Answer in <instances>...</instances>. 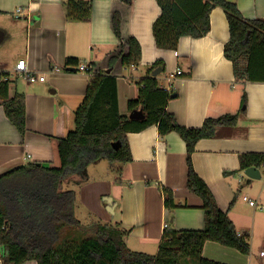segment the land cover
I'll list each match as a JSON object with an SVG mask.
<instances>
[{
	"label": "crops",
	"instance_id": "0c3cea01",
	"mask_svg": "<svg viewBox=\"0 0 264 264\" xmlns=\"http://www.w3.org/2000/svg\"><path fill=\"white\" fill-rule=\"evenodd\" d=\"M65 1L0 0V72L8 73L10 96L23 94L26 123L22 135L0 105V175L29 163L59 167L57 140L74 129L75 110L92 74L109 71L117 77L118 109L129 116L127 104L138 96L137 81L147 76L149 66L161 61L162 65L155 67L160 68L156 78L173 90L175 96L166 110L179 124L198 128L209 117L238 116L234 128L219 127L214 137L200 139L192 155L196 173L220 209L232 218L231 203L236 200L232 182L243 173L238 171V155L264 153V82L235 78L232 63L223 53L229 40L223 10L211 11L206 36L182 37L176 50H165L155 46L152 35V24L160 14L157 0H80L90 5V16L83 21L66 19ZM230 1L245 19L264 20V0ZM17 8L22 9L18 18ZM116 12L121 19L119 38L112 28ZM129 37L140 45V62L133 67L117 63L109 68V57L126 51ZM66 58L88 64L91 73L68 71L64 68ZM21 60L26 71L16 72ZM177 70L181 74L175 75ZM29 73L44 76V80L31 82ZM171 74L173 78L168 79ZM127 141L132 158L129 163L106 164L102 173H95V181L88 172V181L81 184V210L93 224L118 223L129 228L127 247L155 255L164 229H203L202 201L186 187V146L176 132L161 137L157 127L151 126L129 133ZM163 188L172 192L175 209L165 207ZM263 196L264 187L259 199ZM235 227L239 234H245ZM250 254L245 256L210 241L202 252L205 258L226 264H253Z\"/></svg>",
	"mask_w": 264,
	"mask_h": 264
},
{
	"label": "trees",
	"instance_id": "16d2710c",
	"mask_svg": "<svg viewBox=\"0 0 264 264\" xmlns=\"http://www.w3.org/2000/svg\"><path fill=\"white\" fill-rule=\"evenodd\" d=\"M159 16L152 24L155 46L176 50L182 37L202 38L210 31L209 15L215 8L225 14L229 40L224 45V56L231 61L235 78L240 82H264V20H248L230 0H157ZM66 19L87 20L90 5L80 0L63 3ZM120 15L112 16V28L120 37ZM138 41L129 37L126 51H119L108 59V67L117 63L133 67L140 62ZM75 58H66L65 69L79 64ZM161 61L148 67L146 77L137 81L136 99L127 104V111L142 110V119H130L121 114L117 102V77L97 72L90 76L82 103L75 110L74 129L57 140L59 167L29 163L0 175V260L1 264H181L190 259L195 264H226L202 255L207 241L250 254L249 235L239 234L234 222L218 206L206 183L196 173L192 155L196 143L216 135L219 127L234 128L237 114L206 118L198 128L179 124L174 114L166 110L173 90L164 91L161 82L150 76ZM8 73L0 72V105L8 120L24 135L25 101L23 94L9 95ZM242 103L245 105L246 96ZM156 126L164 137L176 132L186 146V187L202 201L203 229H164L155 255L129 249L125 239L130 229L121 224H93V236L60 241L65 228L77 227L74 215L75 193L62 190L65 181H88V166L100 161L129 163L131 153L127 141L129 133H139ZM113 144H117L115 149ZM239 168L260 169L264 153H241ZM232 172V174L237 173ZM164 205L175 209L173 194L163 188ZM232 205V203H231Z\"/></svg>",
	"mask_w": 264,
	"mask_h": 264
},
{
	"label": "rangeland",
	"instance_id": "374dc122",
	"mask_svg": "<svg viewBox=\"0 0 264 264\" xmlns=\"http://www.w3.org/2000/svg\"><path fill=\"white\" fill-rule=\"evenodd\" d=\"M106 164L110 163L101 161L100 163L88 166L87 170L94 181L96 180L95 173H102L103 169L106 168ZM260 176L258 179H252L241 173L233 178L232 182L236 200L230 208V216L235 221L236 226L242 229L245 234L249 235L250 258L253 264H264V196L262 197L263 199H259V194L264 187V168H261ZM62 190L74 191V215L80 224L74 228L63 229L60 233V241L71 238L81 240L92 237L93 223L90 222L91 218L81 210V182L77 183L74 180L65 181L62 185ZM243 195L248 196L252 200H256V207H250L247 202L243 201ZM261 252L263 255H261ZM186 260L191 261L190 259H183L181 260V264H187ZM192 264L195 263L192 262Z\"/></svg>",
	"mask_w": 264,
	"mask_h": 264
},
{
	"label": "built area",
	"instance_id": "2783aa9c",
	"mask_svg": "<svg viewBox=\"0 0 264 264\" xmlns=\"http://www.w3.org/2000/svg\"><path fill=\"white\" fill-rule=\"evenodd\" d=\"M22 14V9L21 8H17L15 10V17H19L20 15ZM76 70L79 71V72H84V73H91V68L88 64H85V63H79L78 66L76 67ZM15 71L16 72H25L26 71V68H25V62L23 60L21 61H18V63L16 64L15 66ZM181 74V71L180 70H177V72H175V75H179ZM174 76V74L172 75H169V78L168 79H172ZM29 81L33 82V81H36V80H39V81H43L44 80V76H35L34 74H31L29 73L28 74V78H27ZM163 90L164 91H170L171 89L169 87H166V86H162ZM242 200L247 202L248 205L250 207H255L256 206V201L254 200H251L248 196L246 195H243L242 196ZM168 227V224H164V228ZM263 253L261 252V255Z\"/></svg>",
	"mask_w": 264,
	"mask_h": 264
},
{
	"label": "water",
	"instance_id": "95a60500",
	"mask_svg": "<svg viewBox=\"0 0 264 264\" xmlns=\"http://www.w3.org/2000/svg\"><path fill=\"white\" fill-rule=\"evenodd\" d=\"M67 70L68 71H75V68L68 67ZM108 72L109 71H107L106 73H108ZM159 73H160V68L158 67V68L153 70L152 77H156ZM174 96H175V94H171L170 97L173 98ZM129 118L130 119H142L143 118L142 110L131 112L129 114ZM113 147L115 149L118 148L117 144H113ZM243 174H245L247 177L252 178V179H258L260 177L259 170L255 167H250V168L245 169L243 171Z\"/></svg>",
	"mask_w": 264,
	"mask_h": 264
}]
</instances>
